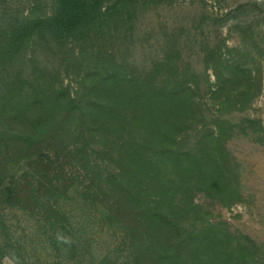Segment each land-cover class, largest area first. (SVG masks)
Instances as JSON below:
<instances>
[{"label":"trees","instance_id":"obj_1","mask_svg":"<svg viewBox=\"0 0 264 264\" xmlns=\"http://www.w3.org/2000/svg\"><path fill=\"white\" fill-rule=\"evenodd\" d=\"M158 1L33 0L0 13V260L262 264L260 245L194 195L242 197L227 141L264 142L248 112L263 38L234 22L243 43L228 45L215 27L230 9L172 31L147 63L119 58ZM12 212L33 220L32 235Z\"/></svg>","mask_w":264,"mask_h":264},{"label":"rangeland","instance_id":"obj_2","mask_svg":"<svg viewBox=\"0 0 264 264\" xmlns=\"http://www.w3.org/2000/svg\"><path fill=\"white\" fill-rule=\"evenodd\" d=\"M1 1H4V4L0 6V13L4 8L11 13L16 9L26 11L33 0ZM230 9H235L231 14L232 18L227 23L215 27L216 32L226 38V43H243V32L232 27V24L249 22L257 39L263 38L261 44L264 46V0H159L157 3H150L146 10L137 14L131 33L117 45L119 58L127 57V60L138 64L147 63L161 46L172 38V31H193L200 14L216 16ZM197 31H200V28H197ZM204 31H207L206 26ZM260 63L261 87L248 112L260 117L264 126V53L260 57ZM209 78L213 80L211 73ZM227 145L241 163V199L224 206L197 192L194 200L209 211L213 219L226 220L230 229L246 233L258 243L264 264V142L257 143L245 137H234L227 141ZM7 219L12 225H17V229L25 228V232L28 231L32 235L34 223L29 216L12 212L7 215ZM0 264L15 263L4 256Z\"/></svg>","mask_w":264,"mask_h":264}]
</instances>
